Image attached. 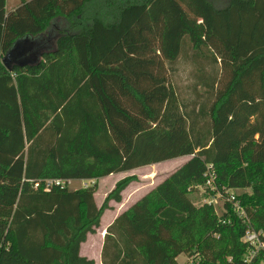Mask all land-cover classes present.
Here are the masks:
<instances>
[{"label": "trees", "instance_id": "trees-1", "mask_svg": "<svg viewBox=\"0 0 264 264\" xmlns=\"http://www.w3.org/2000/svg\"><path fill=\"white\" fill-rule=\"evenodd\" d=\"M5 5L0 264H95L80 246L136 177L116 181L100 206L97 180L183 156L105 228L101 264H179L180 254L192 257L183 264H247L246 225L230 203L218 217L190 194L211 166L219 190H250L236 199L264 231V0ZM36 37L48 42L33 62L3 63L18 39ZM180 57L195 66L186 101L169 78ZM46 179L95 182L44 189Z\"/></svg>", "mask_w": 264, "mask_h": 264}, {"label": "rangeland", "instance_id": "rangeland-1", "mask_svg": "<svg viewBox=\"0 0 264 264\" xmlns=\"http://www.w3.org/2000/svg\"><path fill=\"white\" fill-rule=\"evenodd\" d=\"M18 2L19 0H6V10H10L12 6L16 5ZM172 65L174 70H170V81L174 85L178 93L179 99L186 101L188 98L194 96V92L191 87L193 86L192 84L195 81L193 77V71L195 70V66L190 62L187 57H180ZM206 69L209 72L211 70V66L206 65ZM214 71H216V67L214 68ZM188 158V156L178 157L167 161L132 169L127 172L111 174L106 177H103L97 180V189L94 194L95 202L98 206H100L107 193L113 188L115 182L128 175H135L136 181L132 182L122 192V198H124V201L126 202L131 201L133 197L141 198L145 194L149 193L159 182H161L171 172H173L180 165L186 162ZM86 184H88L87 181L72 180L68 184V188L78 189L85 187ZM230 191L235 196L243 192H250L249 189H231ZM190 196L192 197L193 201L197 206L202 204H208V202H210L211 206L214 209V212L218 217H220L222 213L226 211L224 207V200L220 197H217V195L212 197L210 191L198 189L197 191L191 192ZM109 204L112 205L113 201H110ZM114 215L115 210H105L103 212L100 220V227L96 230L95 234L90 235L88 237L86 247H84V249L86 250L85 252L89 256H91L92 259H94L95 264H101L100 251L103 235L105 232V228L113 221ZM189 261L192 262V257L190 258L186 254H180L177 257V262L179 264H183Z\"/></svg>", "mask_w": 264, "mask_h": 264}, {"label": "built area", "instance_id": "built-area-1", "mask_svg": "<svg viewBox=\"0 0 264 264\" xmlns=\"http://www.w3.org/2000/svg\"><path fill=\"white\" fill-rule=\"evenodd\" d=\"M211 166H207V170L204 173L205 176V182L202 186H199L200 189L210 191L211 196L214 197L217 195V197H220L224 200V202H228L231 205L232 212L243 222L245 223L246 227L245 230L241 236V241L246 244L248 247V251L245 254V262L247 264H251L253 262V259L257 257L259 254H261L262 263H264V231L262 229H255L251 225L250 217L248 216L244 206L240 203L238 199H236V196L231 193V189H227L223 187L222 191L217 188L216 185V173ZM71 179H46L43 181V187L44 189H49L54 186L58 187H68V184L71 182ZM80 181H87L88 184H86L85 187L87 188L90 185L92 186L95 182V180H80ZM38 183L34 184V188H37ZM208 205H211L210 202H208ZM227 220H221L222 223H225Z\"/></svg>", "mask_w": 264, "mask_h": 264}, {"label": "water", "instance_id": "water-1", "mask_svg": "<svg viewBox=\"0 0 264 264\" xmlns=\"http://www.w3.org/2000/svg\"><path fill=\"white\" fill-rule=\"evenodd\" d=\"M44 37L18 39L3 57L2 61L7 67L12 64L23 65L33 62L46 47Z\"/></svg>", "mask_w": 264, "mask_h": 264}, {"label": "crops", "instance_id": "crops-1", "mask_svg": "<svg viewBox=\"0 0 264 264\" xmlns=\"http://www.w3.org/2000/svg\"><path fill=\"white\" fill-rule=\"evenodd\" d=\"M19 3V2H18ZM18 3L16 4V5H14V6H12V8L10 9V10H13L17 5H18ZM10 10H6V11H10ZM128 187V186H127ZM95 194V193H94ZM137 199H139L138 197L136 198V197H133V199L131 200V201H128V202H126V201H124V198H122L121 199V201L120 202H115V201H113V204L111 205L110 204V206H111V209H108V210H115V215H114V217H113V219L119 214V213H121L122 211H124V210H126L128 207H130ZM98 229V228H97ZM96 229V230H97ZM96 233V232H95ZM90 235H93V234H88L87 235V239H86V241L85 242H83L82 244H81V246H80V250H79V254L81 255V256H85V257H87L88 259H92V257L91 256H89L85 251V249H84V247H86V243H87V240H88V237L90 236ZM102 242H103V240H102ZM102 245V244H101ZM94 260V259H93ZM101 263V262H100Z\"/></svg>", "mask_w": 264, "mask_h": 264}]
</instances>
